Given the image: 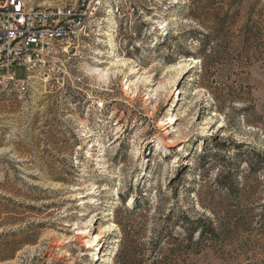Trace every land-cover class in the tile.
Here are the masks:
<instances>
[{
    "label": "rangeland",
    "instance_id": "374dc122",
    "mask_svg": "<svg viewBox=\"0 0 264 264\" xmlns=\"http://www.w3.org/2000/svg\"><path fill=\"white\" fill-rule=\"evenodd\" d=\"M103 2L64 74L0 94V264H116L124 225L264 264V0Z\"/></svg>",
    "mask_w": 264,
    "mask_h": 264
},
{
    "label": "built area",
    "instance_id": "2783aa9c",
    "mask_svg": "<svg viewBox=\"0 0 264 264\" xmlns=\"http://www.w3.org/2000/svg\"><path fill=\"white\" fill-rule=\"evenodd\" d=\"M107 11L103 0L35 6L0 0V94L7 89L26 93L30 79L51 67L64 74L65 63L99 36ZM15 66L23 68L24 78L11 72Z\"/></svg>",
    "mask_w": 264,
    "mask_h": 264
},
{
    "label": "trees",
    "instance_id": "16d2710c",
    "mask_svg": "<svg viewBox=\"0 0 264 264\" xmlns=\"http://www.w3.org/2000/svg\"><path fill=\"white\" fill-rule=\"evenodd\" d=\"M248 30L249 26L244 25L243 42L252 41L257 44L260 38L257 35L252 36ZM206 37L209 38V36ZM202 51L205 54L206 47ZM204 57L201 56L203 59ZM260 227L263 229L264 225L261 224ZM123 232L124 239L121 251L116 258V264H186L190 249H193V245H196L192 242V233L180 242L176 237L168 236L167 233L160 230L156 236L142 242L139 240L141 234H133L134 231L131 227L124 225ZM169 245H174L175 248L167 249Z\"/></svg>",
    "mask_w": 264,
    "mask_h": 264
},
{
    "label": "bare ground",
    "instance_id": "6f19581e",
    "mask_svg": "<svg viewBox=\"0 0 264 264\" xmlns=\"http://www.w3.org/2000/svg\"><path fill=\"white\" fill-rule=\"evenodd\" d=\"M196 61V60H195ZM131 202V201H130Z\"/></svg>",
    "mask_w": 264,
    "mask_h": 264
}]
</instances>
